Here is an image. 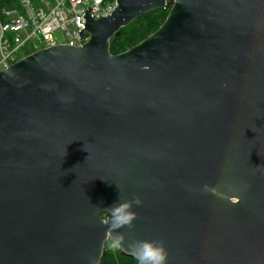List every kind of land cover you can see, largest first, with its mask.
I'll return each instance as SVG.
<instances>
[{
	"label": "water",
	"instance_id": "1",
	"mask_svg": "<svg viewBox=\"0 0 264 264\" xmlns=\"http://www.w3.org/2000/svg\"><path fill=\"white\" fill-rule=\"evenodd\" d=\"M117 1L87 8L82 46L0 71V264H99L105 209L135 196L119 231L162 239L167 264H264V0Z\"/></svg>",
	"mask_w": 264,
	"mask_h": 264
},
{
	"label": "built area",
	"instance_id": "2",
	"mask_svg": "<svg viewBox=\"0 0 264 264\" xmlns=\"http://www.w3.org/2000/svg\"><path fill=\"white\" fill-rule=\"evenodd\" d=\"M22 8L0 10V71L44 46H82L87 8L94 18L114 11L117 0H19ZM17 2V0H16ZM87 32V30L85 31ZM62 33L63 39L57 38Z\"/></svg>",
	"mask_w": 264,
	"mask_h": 264
},
{
	"label": "clouds",
	"instance_id": "3",
	"mask_svg": "<svg viewBox=\"0 0 264 264\" xmlns=\"http://www.w3.org/2000/svg\"><path fill=\"white\" fill-rule=\"evenodd\" d=\"M85 150H87L86 147ZM141 205L142 200L139 196H135L133 199H119L105 209L108 213V219L105 223L108 225L110 233V248L119 250L124 248L125 243H127V250L138 264H167L169 253L162 239L128 241L126 235L119 231L125 227L129 229L135 227L134 222L138 219V213L133 209ZM90 264H92L91 261Z\"/></svg>",
	"mask_w": 264,
	"mask_h": 264
},
{
	"label": "trees",
	"instance_id": "4",
	"mask_svg": "<svg viewBox=\"0 0 264 264\" xmlns=\"http://www.w3.org/2000/svg\"><path fill=\"white\" fill-rule=\"evenodd\" d=\"M18 0H0V10L4 7H13ZM172 5L146 13L135 19L132 23L121 28L120 32L111 38V52L114 54L125 51L139 43L148 35L157 30L165 21ZM99 264H138L130 255L123 254L121 250H113L107 244L104 255Z\"/></svg>",
	"mask_w": 264,
	"mask_h": 264
},
{
	"label": "bare ground",
	"instance_id": "5",
	"mask_svg": "<svg viewBox=\"0 0 264 264\" xmlns=\"http://www.w3.org/2000/svg\"><path fill=\"white\" fill-rule=\"evenodd\" d=\"M14 8H16V9H20V8H22V5H21V3H20L19 0H18V4H17L16 6H13V7H4L3 9L10 10V9H14ZM52 46H54V45H52ZM52 46H44V47L38 48L37 50L44 49V48H49V47H52ZM29 54H31V53H29ZM29 54H26V55H24V56L26 57V56H28ZM21 59H22V58H21ZM19 60H20V59L18 58L16 61H14V63L17 62V61H19Z\"/></svg>",
	"mask_w": 264,
	"mask_h": 264
},
{
	"label": "rangeland",
	"instance_id": "6",
	"mask_svg": "<svg viewBox=\"0 0 264 264\" xmlns=\"http://www.w3.org/2000/svg\"><path fill=\"white\" fill-rule=\"evenodd\" d=\"M57 38H59L60 40L63 39L62 33H58ZM107 244L110 246V241Z\"/></svg>",
	"mask_w": 264,
	"mask_h": 264
}]
</instances>
